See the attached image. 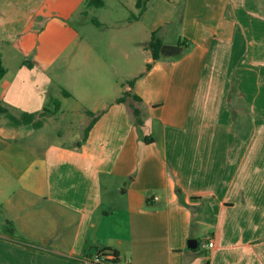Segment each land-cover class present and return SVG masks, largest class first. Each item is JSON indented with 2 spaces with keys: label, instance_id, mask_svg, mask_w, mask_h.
Instances as JSON below:
<instances>
[{
  "label": "crops",
  "instance_id": "obj_1",
  "mask_svg": "<svg viewBox=\"0 0 264 264\" xmlns=\"http://www.w3.org/2000/svg\"><path fill=\"white\" fill-rule=\"evenodd\" d=\"M87 1L0 0V99L16 114L58 93L59 64L64 98L99 81L92 13L108 48L141 57L86 110L85 138L44 143V124L0 115V264H90L108 250L112 264H264V0ZM153 32L180 51L154 59Z\"/></svg>",
  "mask_w": 264,
  "mask_h": 264
},
{
  "label": "rangeland",
  "instance_id": "obj_2",
  "mask_svg": "<svg viewBox=\"0 0 264 264\" xmlns=\"http://www.w3.org/2000/svg\"><path fill=\"white\" fill-rule=\"evenodd\" d=\"M91 9L93 10V7H91ZM117 12L119 16H122L123 12ZM126 15H129V12H127ZM93 17L94 14L92 13L86 18L85 24L94 31L91 35L93 48L104 60H106L107 64L91 67V73L95 72L101 75L99 81L86 79L80 82L81 85L83 84L85 91L83 90V92H80L76 90V96H70L68 98L61 96L63 89H68L69 91L73 90L70 88L71 82L67 71H65L66 67L64 64H59L54 68L53 73L57 74V90L59 91L58 93L51 91V98L61 99L62 106L58 113L48 116L45 123L43 121L44 125L42 128L37 130V132L43 136L44 143L52 141L69 143L74 138L77 140V136L81 137L84 134V122H87L91 118V115L88 114V112L86 113V110L90 108L96 100L110 102V97L117 94L118 89H115L117 85L113 84L115 81H113L114 79L112 76L115 75L117 78L125 80L126 74L141 69L138 63L141 58L139 54L136 53L134 57L135 61L130 60L134 50L130 47L131 45L129 43L124 45V50L130 55V58L127 60H125L122 51L116 48L113 49V47H107L108 39L106 40L103 34L104 28L96 27ZM74 24L82 28V25L77 20L74 21ZM138 56L139 58H137ZM109 63H113L114 65ZM237 117H239V115H237Z\"/></svg>",
  "mask_w": 264,
  "mask_h": 264
},
{
  "label": "trees",
  "instance_id": "obj_3",
  "mask_svg": "<svg viewBox=\"0 0 264 264\" xmlns=\"http://www.w3.org/2000/svg\"><path fill=\"white\" fill-rule=\"evenodd\" d=\"M88 4L91 5H102V1L101 0H88L87 1ZM147 0H137V5L138 7H140L141 9H144L145 4H146ZM94 22L96 24H98L99 22L94 19ZM183 44L184 41H182ZM163 44L162 39L156 34V32L152 33L151 39L148 42V48L150 49L151 55L154 59H157L159 57L162 56L160 48L161 45ZM151 66V63H147L146 67L147 69ZM6 72V67L3 64V60L1 57V53H0V79L2 78V76L5 74ZM129 85L133 84L132 80L128 81ZM63 94L66 96L71 95L70 92H68L66 89H63ZM128 95V92L125 91L123 96H121L119 98L120 101H123L125 99V96ZM135 99L140 100V98L136 95H133ZM52 105L53 109L50 108L49 106ZM60 106V99H53L50 98L47 102V104H45L42 108L41 111L39 112H21L19 114H16L12 111L11 107L9 105H7L6 103H4L1 99H0V115L4 116L5 118L12 120L13 122H15L16 124H28L31 123L34 127H40L43 125V121L45 120V116L47 114H53L55 112V110H57ZM133 115H134V122L137 125V127H139L142 123V118H141V110L138 107H133ZM95 118H92L89 123L85 126L84 128V134L83 137L85 138L87 136V133L89 131V129L91 128L93 122H94ZM146 140H149V138L146 136L144 137ZM5 231L7 234L9 235H13L14 234V223L12 220H6L5 221ZM22 240V239H20ZM199 249V248H197ZM98 256L103 258L101 259L100 262H93L91 261L90 264H107V263H116L118 261V254L116 251L114 250H108V251H99ZM111 255L112 257L109 258L108 256Z\"/></svg>",
  "mask_w": 264,
  "mask_h": 264
},
{
  "label": "water",
  "instance_id": "obj_4",
  "mask_svg": "<svg viewBox=\"0 0 264 264\" xmlns=\"http://www.w3.org/2000/svg\"><path fill=\"white\" fill-rule=\"evenodd\" d=\"M181 49V46L180 45H174V44H162L161 45V48H160V51L163 53V54H166V55H173V54H177ZM187 246L189 248H196L198 246V241L194 238H189L187 240Z\"/></svg>",
  "mask_w": 264,
  "mask_h": 264
},
{
  "label": "built area",
  "instance_id": "obj_5",
  "mask_svg": "<svg viewBox=\"0 0 264 264\" xmlns=\"http://www.w3.org/2000/svg\"><path fill=\"white\" fill-rule=\"evenodd\" d=\"M204 246H206L207 248L212 247L213 246V241L209 240ZM108 257L111 258L112 256L109 255ZM101 259H103V258L99 257L98 254H97L91 261L100 262Z\"/></svg>",
  "mask_w": 264,
  "mask_h": 264
}]
</instances>
